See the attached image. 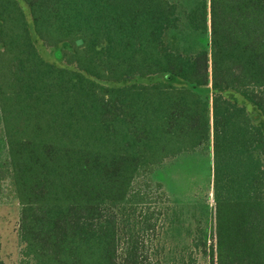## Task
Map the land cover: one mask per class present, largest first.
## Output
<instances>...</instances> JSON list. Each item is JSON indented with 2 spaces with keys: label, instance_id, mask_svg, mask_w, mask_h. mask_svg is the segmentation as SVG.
<instances>
[{
  "label": "trees",
  "instance_id": "obj_1",
  "mask_svg": "<svg viewBox=\"0 0 264 264\" xmlns=\"http://www.w3.org/2000/svg\"><path fill=\"white\" fill-rule=\"evenodd\" d=\"M184 18L208 49L166 42L168 0H0V181L20 206L19 264H264V0H194ZM158 74L187 86L132 83ZM207 86L205 100L192 88ZM201 146L211 237L152 178Z\"/></svg>",
  "mask_w": 264,
  "mask_h": 264
},
{
  "label": "rangeland",
  "instance_id": "obj_2",
  "mask_svg": "<svg viewBox=\"0 0 264 264\" xmlns=\"http://www.w3.org/2000/svg\"><path fill=\"white\" fill-rule=\"evenodd\" d=\"M177 5L178 26L165 34L166 42L179 45L198 43L200 47L208 49L209 36L191 33L185 26L184 15L192 7L194 0H168ZM21 6L30 23V15L27 7ZM34 44L42 58L60 68H68L61 57L60 47H47L33 35ZM194 52V50L190 53ZM156 82H170L175 86L186 85L169 75L158 74L148 77H137L132 83L152 84ZM110 85V84H107ZM202 99L210 96V87L195 88ZM239 103L244 101L239 98ZM251 112L252 108L247 105ZM154 181L163 186L165 193L171 198H178L185 207L187 224L194 228L199 222L201 227L207 229L209 236L214 232V202L212 191V152L210 146H201L192 151L165 159L158 165L153 174ZM20 206L14 196L12 187L7 179L0 181V258L3 264H19L20 243L18 239ZM198 264H207L203 258H199Z\"/></svg>",
  "mask_w": 264,
  "mask_h": 264
}]
</instances>
